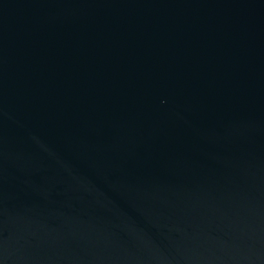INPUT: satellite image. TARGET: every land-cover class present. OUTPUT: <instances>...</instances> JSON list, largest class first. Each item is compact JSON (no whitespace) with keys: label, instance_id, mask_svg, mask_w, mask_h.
Listing matches in <instances>:
<instances>
[{"label":"water","instance_id":"1","mask_svg":"<svg viewBox=\"0 0 264 264\" xmlns=\"http://www.w3.org/2000/svg\"><path fill=\"white\" fill-rule=\"evenodd\" d=\"M0 264H264V0H0Z\"/></svg>","mask_w":264,"mask_h":264}]
</instances>
